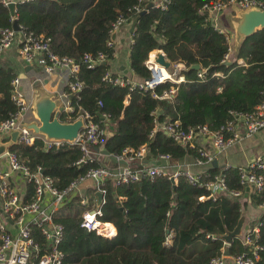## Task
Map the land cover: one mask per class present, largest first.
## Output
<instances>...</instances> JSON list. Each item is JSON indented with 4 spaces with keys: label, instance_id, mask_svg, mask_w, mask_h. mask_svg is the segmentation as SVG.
Listing matches in <instances>:
<instances>
[{
    "label": "trees",
    "instance_id": "1",
    "mask_svg": "<svg viewBox=\"0 0 264 264\" xmlns=\"http://www.w3.org/2000/svg\"><path fill=\"white\" fill-rule=\"evenodd\" d=\"M229 0H169L164 10L148 8L138 17L127 48L126 62L134 82L149 79L145 61L152 52L160 51L170 65H182L179 74L183 83L176 86L171 101H158L153 94L169 88L165 83L143 91L129 86L113 85L114 79H128L126 74L111 70L114 43L110 39L112 24L120 17L127 25L138 16L131 8L137 0H35L17 4L16 24L24 32L43 35L49 39V51L73 60L78 65L76 79L82 89L70 98L72 112L62 114L59 121L72 123L82 112L93 118L104 135L102 144L94 147L109 155L120 156L123 150L136 152L147 148V157L167 156L176 165L185 157L195 158V149H183L162 132L152 136L154 114L158 121L167 118L181 129L205 126L214 132L232 122L230 113L250 114L264 99V29L248 37L238 49H233L228 61L223 62L232 41L231 30L219 33L210 22L209 13L199 14L202 7ZM264 11V0H254ZM9 12L0 6V30L10 28ZM8 53V52H7ZM103 56V62L88 69L83 56ZM13 51L0 57V123L16 112L10 101V82L18 76ZM14 61V62H13ZM238 61L242 65H238ZM199 66L198 71L188 70ZM42 65L35 66L40 70ZM36 71V72H39ZM203 71V80L196 78ZM218 74V77L214 75ZM107 76L106 79H103ZM108 120L101 122L99 115ZM161 114V115H160ZM9 153L22 162L30 172L37 168L52 180L57 190L98 167H115L113 163L93 161L77 164L82 158L78 146L64 145L59 149L43 150L41 139L30 146L17 143ZM221 173L229 191H245L238 184L236 168L210 167L200 180ZM263 187L249 193L245 199L221 195L207 199V193L190 186L183 179L176 184L165 178L143 179L136 184L114 186L106 181L98 221L115 229L112 238H102L80 227L83 211L78 199H69L54 218L62 227V237L56 250L61 253V264H208L221 254L224 245L220 238L231 232L241 211L258 209L260 215L253 224L259 225L262 245L255 264H264V171ZM32 195L27 186L26 199ZM203 197L202 201L198 199ZM93 198V197H92ZM91 205V204H90ZM32 236L39 255L47 254L45 242L32 227ZM170 235L165 244L166 237ZM212 236L214 240L206 239ZM205 246V248H203ZM246 249L234 239L228 255L245 253Z\"/></svg>",
    "mask_w": 264,
    "mask_h": 264
},
{
    "label": "built area",
    "instance_id": "2",
    "mask_svg": "<svg viewBox=\"0 0 264 264\" xmlns=\"http://www.w3.org/2000/svg\"><path fill=\"white\" fill-rule=\"evenodd\" d=\"M32 1L35 0H0V6L5 9L10 4L14 6L13 14L9 15L8 18L10 25L17 19L15 6ZM168 2L169 0H137L131 8V12L133 15H138L144 11L146 5H150V8L164 10ZM233 7L244 11L260 6L254 0H229L227 3L216 2L208 7L204 6L197 12L199 14L209 13L212 27L219 33H223L216 24L215 17ZM127 22L125 17L120 16L112 24L109 36L115 35L122 26L127 25ZM17 27L18 31L13 30L12 27L0 30V57L6 52L13 51L24 67H30L32 70L33 67L42 65L41 75L39 74V78L42 77V79H37L39 83L52 75H61L59 83L49 84L48 90L58 104L62 106V114L71 113L73 109L70 106V98L76 96L82 89V82L76 79L78 65L69 58L52 54L48 48V38L43 35L26 33L19 25ZM228 43L230 47L223 57V62L228 61L229 54L233 51L231 50L232 41L229 38ZM112 44V40L109 39L106 46L110 48ZM158 52L160 51L152 52L144 63L149 72L148 80L140 83L117 78L112 81L113 85L129 86L130 90L137 88L151 92L155 87L168 83L170 86L167 90L160 94H153L152 98L158 101H171L175 95L176 86L184 81L179 74L184 70V67L177 64L170 65L168 70H163L154 62ZM83 62L88 69H91L103 62V56L98 54L93 59L89 55H84ZM237 63L242 65L241 61ZM214 76L218 77L219 75ZM106 78L107 76H104L103 79ZM196 78L203 80V71L197 72ZM20 86L18 77L10 82V101L15 106L16 112L0 123V140L7 142L9 135L15 132L17 139L14 144L22 143L30 146L35 139H41L44 151L59 149L64 145H75L82 152V158L77 164L101 162L98 160V158H102L99 151L93 149L102 144L104 131L85 112L76 117V119L82 120V129L72 143L45 141L43 137L33 135L31 131L25 129L24 125L35 120L31 111V87L28 86L26 92ZM230 114L233 117L232 122L211 132L205 126L181 129L177 122H171L167 118L158 121L159 114L155 113L154 126L150 136L156 131H160L181 148L195 149L197 156L191 158L190 164L196 168L207 167L209 169L214 161L212 153H222L235 145L241 138L251 137L264 130V99L250 114ZM99 118L101 122L108 120V116L105 114H100ZM205 146L209 147L212 153ZM110 156L123 164L116 163L115 167L103 166L90 169L83 176L71 181L64 189L57 190L53 186L52 180L44 176L39 168L30 172L9 151L2 154L0 161H5V170H0V264H61L62 255L56 248L62 237V227L55 222L54 218L60 207L69 199H73L72 197H78V205L83 208L80 214L81 228L102 238L114 237L115 229L113 226L108 223H101L97 219L100 217V207L96 208L94 194L96 192L101 194V206L104 195L102 186L106 181H111L114 186H120L136 184L143 179L165 178L173 184H176L178 179H183L190 186L203 189L207 193L206 198L211 200L224 194L231 198L245 199L249 193H258L263 187V176L260 172L264 171V155L252 159L245 167L236 168L239 175L238 184L244 191L247 189L246 194L243 191H229L221 173L211 177L204 175L203 177L207 180L201 181L200 177L205 173L193 174L186 168L171 165L167 156L161 155L150 160L147 157L145 146L140 147L136 152L125 149L120 156ZM16 178L21 181V184L32 187V195L29 200H21ZM87 182L92 184L93 193L89 196H81L80 187ZM198 200L202 201L203 197ZM259 208L264 210V207ZM32 227L37 230L47 249H49L47 254L39 255L38 245L32 236ZM169 238L170 235L166 237L165 244ZM205 238L214 240L212 236H205ZM259 238V225L247 224L246 230L242 231L241 237L237 239L239 244L246 249V252L234 256H224L226 245L222 242L224 248L221 249V254L212 258L208 264H255L260 251L263 250L262 245L258 243Z\"/></svg>",
    "mask_w": 264,
    "mask_h": 264
},
{
    "label": "water",
    "instance_id": "3",
    "mask_svg": "<svg viewBox=\"0 0 264 264\" xmlns=\"http://www.w3.org/2000/svg\"><path fill=\"white\" fill-rule=\"evenodd\" d=\"M150 8V5L145 6V10ZM9 15L13 14L14 6L10 4L8 7ZM234 17L230 20L232 32L234 50L238 49L242 43L256 31L264 29V11L260 8H250L244 11H240L238 8L233 7ZM144 11L140 12L138 16L129 25L128 33L131 34L139 16ZM12 29L18 31L16 22L11 25ZM115 35L111 34L110 40H114ZM155 64L168 70L170 64L165 60L164 55L158 52L155 55ZM30 67H26L24 71L29 70ZM188 70L198 71L199 66L194 65ZM35 86L32 92L31 99V111L34 117V122L24 125V128L31 131L33 135L43 137L45 141L72 143L79 132L82 129V120L76 119L72 123H62L59 121L60 116L63 113V108L54 99L53 95L48 93L44 87L36 86L37 83L33 82ZM17 133L13 132L9 135V140L6 143H0V156L6 151H9L12 145L16 142ZM99 155L103 158V163L123 164L114 160L107 152L99 151ZM211 167L216 169V162L211 163ZM247 192V189L245 190ZM96 198V208L100 207L101 194L96 192L94 194ZM247 228L245 221V212L241 211L237 223L231 232L223 235L220 240L226 245L224 248V256H228V247L234 239L241 237V232Z\"/></svg>",
    "mask_w": 264,
    "mask_h": 264
},
{
    "label": "crops",
    "instance_id": "4",
    "mask_svg": "<svg viewBox=\"0 0 264 264\" xmlns=\"http://www.w3.org/2000/svg\"><path fill=\"white\" fill-rule=\"evenodd\" d=\"M224 12H226V14H225L226 19L229 21V24L231 26L230 20L235 16L233 9L231 8V9H228ZM224 12L220 13L219 15H217V17H215L216 18V24L218 25V27L221 30H226L219 20V18L223 15ZM128 29H129L128 25L122 26L119 29V31L115 34V38L112 41L115 45L114 46L115 53H114V60L111 64V70L114 72H117V71L122 72L123 71L122 73L126 74V77L130 81L134 82L135 80L131 76L129 69H128V66H127V62H126L128 44L125 43V40L129 39ZM232 47H234V43H232ZM8 53L6 52L2 57L4 58L5 56L8 55ZM25 68L26 67L23 66V73L24 74H28L30 71H32L34 69V67H33L32 70L29 69L25 72L24 71ZM36 73H38V72H36ZM17 77L20 79V85H21L20 87L23 91H25L28 86L31 87L30 90H31V98H32L33 88L35 87L33 85V82H37V79L39 77H29L27 79L26 78L23 79L22 76H17ZM39 79H42V77H40ZM60 80H61V75L55 74V75H52L51 77H49L47 80L43 79L41 83L37 82L36 86L44 87L46 89V91L48 93H50V91L48 90V85L53 84V83H59ZM26 92H27V90H26ZM3 141L0 140V143H6ZM205 147H206V149H208V151H210L212 153V151L209 147H207V146H205ZM93 150L95 151L96 149L94 148ZM212 154L214 157V161L216 162V166L219 169H223L226 167H232V168L245 167L249 163V161H251L252 159H254L258 156L264 155V130L259 131L258 133L252 135L251 137L241 138L235 145L228 148L227 150H225L222 153H212ZM98 160L103 162V158H98ZM190 162H191V158L185 157L181 161H179L176 165L179 167L188 169L193 174H203L208 170L207 167H202V168L193 167L190 164ZM2 163L4 166L2 165ZM0 170H5V161L4 162L0 161ZM16 181H17L18 186H19L18 193L21 197V200L26 201L27 185L21 184V181H19V179H17V178H16ZM79 192H80L81 196L92 195V193H93L92 184L89 182L83 184L80 187ZM76 198L79 199L78 197H76ZM248 208H250V207H248ZM250 209H252V208H250ZM253 210H255L257 212L258 209L253 208L252 211ZM256 212H255V214L253 212H251V214H249V217H248L247 213L245 211L246 225L251 223L252 221H255L256 218L260 215V212L259 213H256Z\"/></svg>",
    "mask_w": 264,
    "mask_h": 264
},
{
    "label": "rangeland",
    "instance_id": "5",
    "mask_svg": "<svg viewBox=\"0 0 264 264\" xmlns=\"http://www.w3.org/2000/svg\"><path fill=\"white\" fill-rule=\"evenodd\" d=\"M225 14H226V12L223 13V15L219 18V20H220L221 24L223 25V27L226 30L228 29L227 31H229V29H230L231 30V33H232V27L230 26L229 21L226 19V15ZM232 35H233V33H232ZM128 42H129V39L128 40L126 39L125 40V43L128 44ZM233 48L234 47H232V44H231V50H233ZM14 63H15V67L17 68V71H18V76H22L23 79L24 78L27 79L29 77H39V74L41 75V68L39 70L38 68H35L34 67V69L32 71H30L28 74H24L23 71H22V67H21L20 63L17 61V59H15V62ZM38 70H39V72H38L39 74L36 73V71H38ZM251 212H253L255 214L256 211L255 210L252 211V209H250V208H247L246 209V213H247V216L248 217H249V214H251ZM259 212L260 211L257 210L256 213H259ZM251 224H253V223L251 222ZM203 248H205V246H203Z\"/></svg>",
    "mask_w": 264,
    "mask_h": 264
},
{
    "label": "bare ground",
    "instance_id": "6",
    "mask_svg": "<svg viewBox=\"0 0 264 264\" xmlns=\"http://www.w3.org/2000/svg\"><path fill=\"white\" fill-rule=\"evenodd\" d=\"M165 72V71H164ZM164 75L166 76V74L164 73Z\"/></svg>",
    "mask_w": 264,
    "mask_h": 264
}]
</instances>
